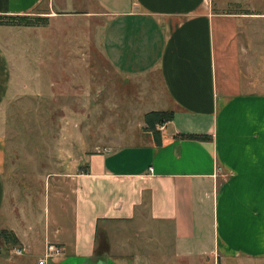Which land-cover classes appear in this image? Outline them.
<instances>
[{"label":"crops","instance_id":"0c3cea01","mask_svg":"<svg viewBox=\"0 0 264 264\" xmlns=\"http://www.w3.org/2000/svg\"><path fill=\"white\" fill-rule=\"evenodd\" d=\"M241 1L0 0V15L47 18L25 30L43 33L59 17L92 23L98 33L91 43L98 41L107 66L128 77L152 76L145 112L173 111L157 127L160 145L141 130L137 144L86 155L87 172L73 175L68 216L58 198L47 203L39 237L5 223L12 211H5L0 142V226L32 250L34 239L43 264H136L119 257L111 240L102 247L98 232L107 222L141 221L145 207L159 227L143 264H264V93L256 89L264 41L252 14L227 9ZM15 27L0 24V31ZM42 55L41 74H52L53 56ZM65 55L57 54L56 73L65 69ZM86 57L94 59L91 52ZM9 58L0 41V106L11 90Z\"/></svg>","mask_w":264,"mask_h":264},{"label":"rangeland","instance_id":"374dc122","mask_svg":"<svg viewBox=\"0 0 264 264\" xmlns=\"http://www.w3.org/2000/svg\"><path fill=\"white\" fill-rule=\"evenodd\" d=\"M248 1L230 2L227 9L252 14L250 20L258 41L263 42L264 0ZM59 18L51 21L43 33L33 28L25 30L22 25L0 31L12 67L11 90L0 106L2 173L6 206L10 207L5 211L7 215L12 211L5 223L37 237L47 227V203L51 206L58 198L68 216L73 175L85 166L86 155L141 141L142 116L149 108L144 98L150 95L145 84L150 81L152 85V76L128 77L107 66L98 41L91 43L98 33L92 23L79 17ZM43 50L53 56L49 60L54 66L52 74L51 69L41 74ZM89 51L94 56L90 62L86 57ZM63 52L65 69L56 73L60 62L56 56ZM68 53L79 58H66ZM256 83L257 91L264 93V71L258 74ZM141 213V221L107 222L98 232L97 242L107 246L111 240L119 257L129 255L136 264L138 258L143 264L144 255L152 257L157 237L153 229L159 223L147 219L145 207ZM33 241L32 250L21 242L11 244L0 237V264H38L43 249ZM19 249L21 254L16 253Z\"/></svg>","mask_w":264,"mask_h":264},{"label":"trees","instance_id":"16d2710c","mask_svg":"<svg viewBox=\"0 0 264 264\" xmlns=\"http://www.w3.org/2000/svg\"><path fill=\"white\" fill-rule=\"evenodd\" d=\"M35 13H37V11ZM46 20L47 18L41 15H0V24L2 25L42 26L45 25ZM172 117V110H149L143 114V126L141 130L150 132L155 144L160 145L161 135L157 127L172 120ZM183 136L190 139L207 138V136L199 134H184ZM81 171L87 172V168H83ZM0 237L5 241L11 242V244L13 242L16 244L19 243L14 232L9 229H0ZM101 246H104L103 241L101 242Z\"/></svg>","mask_w":264,"mask_h":264},{"label":"built area","instance_id":"2783aa9c","mask_svg":"<svg viewBox=\"0 0 264 264\" xmlns=\"http://www.w3.org/2000/svg\"><path fill=\"white\" fill-rule=\"evenodd\" d=\"M159 128H160V129H162V127H161V126H159ZM149 170H151V168H149ZM21 252H22V250H20V249H19V250H18L16 253H18V254H21ZM44 261H45V260H43V259H40V260L38 261V264H43V263H44Z\"/></svg>","mask_w":264,"mask_h":264}]
</instances>
